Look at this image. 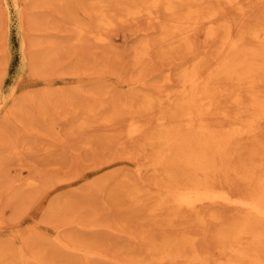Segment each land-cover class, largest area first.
Returning a JSON list of instances; mask_svg holds the SVG:
<instances>
[{"label": "bare ground", "instance_id": "6f19581e", "mask_svg": "<svg viewBox=\"0 0 264 264\" xmlns=\"http://www.w3.org/2000/svg\"><path fill=\"white\" fill-rule=\"evenodd\" d=\"M29 1L31 8L23 6L20 14L22 23L26 17L25 25L34 30L25 45L31 75L52 76L43 68L66 44L102 47L112 42L111 30L116 26L142 21L155 34L140 38L135 61L148 63L155 47L183 55L175 78L166 71L170 66L161 70L163 82L155 90H142L140 100L113 102L107 113L102 95H94L89 103L94 121H99L96 129L108 133L123 116L127 122L122 121L124 128H118L117 134L111 133L113 141L121 143L122 138L151 156L152 182H131L126 177L119 183L133 205L143 207L151 218L161 216L165 232L147 235L151 264H264V0H81L80 11L69 12L71 24L63 17L69 28L73 26L66 35L41 31L45 25L50 29L47 24L52 22L46 13H36L41 1L47 0ZM5 4L0 0L1 46L7 43ZM61 22L62 18L52 23ZM203 44L209 48H202ZM5 58L0 54V76L7 67ZM42 94L37 100L25 96L18 106L26 116H33L30 103L38 101V120L55 129L57 122L44 98L54 102L59 98L53 89ZM2 130L7 132L5 127ZM137 170L142 178L140 165ZM19 188L10 186L5 193L13 197L21 194ZM55 207L49 215L57 212ZM62 225L55 224L54 250L99 254L92 247L65 241ZM14 253L0 246V264H43L36 251L24 246Z\"/></svg>", "mask_w": 264, "mask_h": 264}, {"label": "rangeland", "instance_id": "374dc122", "mask_svg": "<svg viewBox=\"0 0 264 264\" xmlns=\"http://www.w3.org/2000/svg\"><path fill=\"white\" fill-rule=\"evenodd\" d=\"M73 1H41L36 13H46L53 23L60 18L62 22L60 26L49 22L50 31L46 25L39 29L45 28L41 31L52 35L70 32L73 26L69 28L65 20L71 24L69 12L80 11L81 0ZM5 3V48L0 40V54L6 57L2 62L7 61L0 76V158L4 162H0V246L9 248L13 255L23 246L29 252L36 251L43 264H151L153 258L147 249V235L150 232L160 236L165 232L161 216L151 218L143 207L133 205L119 184L126 177L131 182H152L151 156H145L137 145L122 138L124 145L117 139L113 141L115 136L111 133L117 134L118 128H124L122 123L127 122L123 116L117 117L120 125L113 128L115 131L105 133L101 128L96 129L99 121H94V110L89 108V103L94 95H102L106 100L103 113H107L113 102L140 100L142 90H155L163 82L161 70L170 66L166 71L175 78L182 53H166L155 47L151 60L141 64L135 61V46L145 35L153 36L155 29L143 21L141 25L126 28L120 24L114 28V33L111 30L110 44L102 47L66 44L65 50L43 68L53 73L52 76L31 75L25 45L28 38L33 37L29 32L34 30L25 25L26 17L22 23L20 14L23 6L31 8L30 1L5 0ZM202 48L209 47L203 44ZM52 89L57 93L58 102L44 99L57 122L55 129L47 127L45 120H38L41 117L38 101L30 103L33 116H26L18 106L23 97L33 95L37 100L42 92ZM135 90L138 94L132 93ZM89 123L92 124L89 126ZM4 127L7 132H3ZM102 133L105 135L98 136ZM110 137L112 140H108ZM15 152L17 154L8 155ZM139 165L143 169L142 178L137 170ZM29 181H33L32 184H28ZM13 185H20L21 194L8 197L6 193ZM52 202L55 204L50 207ZM56 204L64 209H58ZM54 205L57 212L49 215ZM58 223L63 224L61 236L65 241L92 247L99 254L85 256L83 251L54 250L51 244L57 242L54 229ZM10 257L14 258L12 254Z\"/></svg>", "mask_w": 264, "mask_h": 264}]
</instances>
